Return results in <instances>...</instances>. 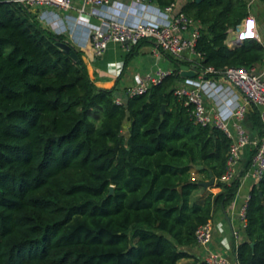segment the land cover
<instances>
[{
    "label": "trees",
    "instance_id": "obj_1",
    "mask_svg": "<svg viewBox=\"0 0 264 264\" xmlns=\"http://www.w3.org/2000/svg\"><path fill=\"white\" fill-rule=\"evenodd\" d=\"M250 9L249 0H186L202 66L263 60L264 42L227 44ZM62 41L33 12L0 2V264H207L189 249L196 230L234 199L248 168L219 180L231 141L196 124L175 94L187 63L173 60L171 74L120 105L114 88L91 78L84 51L77 62ZM247 115L260 139L259 111L250 105ZM211 173L212 191L192 200ZM245 230L240 264H264V175L250 190Z\"/></svg>",
    "mask_w": 264,
    "mask_h": 264
},
{
    "label": "built area",
    "instance_id": "obj_2",
    "mask_svg": "<svg viewBox=\"0 0 264 264\" xmlns=\"http://www.w3.org/2000/svg\"><path fill=\"white\" fill-rule=\"evenodd\" d=\"M6 1L35 13L48 29L66 36V41L76 49L85 50L90 44L96 57L103 56L110 43H119L131 50L149 40L154 43L156 55L186 62L196 71V76H181L183 79L175 94L191 108L196 124L216 127L231 141L226 171L219 180L230 184L237 178L243 151L248 146H252L255 152L245 176L256 183L261 180L264 175V136L253 138L246 121L249 107L254 105L264 124V58L249 67L216 69L202 66V55L196 51L200 23L183 12L176 2L161 7L155 0H81L80 4H75V0ZM73 10L78 15H74ZM93 18L98 22H92ZM233 36H236L235 40ZM246 39L263 42L253 15L245 17L237 29L229 30L227 44L235 47ZM171 73L172 70L158 68L116 95V103L122 105L128 98L146 93ZM248 200L249 196L238 211L245 226ZM215 231L212 219L200 225L195 234L196 245L208 246ZM238 235L239 232L235 231L234 236L237 238ZM202 260L207 264H240L237 257L231 262L226 255L215 251H209Z\"/></svg>",
    "mask_w": 264,
    "mask_h": 264
},
{
    "label": "crops",
    "instance_id": "obj_3",
    "mask_svg": "<svg viewBox=\"0 0 264 264\" xmlns=\"http://www.w3.org/2000/svg\"><path fill=\"white\" fill-rule=\"evenodd\" d=\"M80 2L81 0H75V4H80ZM185 2L186 0H176L180 8ZM249 2L251 5L249 15H253L256 18L259 25V34L264 42V2L259 0H249ZM155 3H157L156 0ZM73 14L78 15L76 10H73ZM91 21L98 22V19L93 18ZM153 49L154 43L149 40L141 42L131 50L126 49L122 44L110 43L105 54L101 57H96L91 45L88 44L86 49L83 50V58L95 83L102 87L114 88L115 94L120 95L128 87L135 85L140 79L152 74L158 68L175 70L173 59L166 55H156ZM127 128H129V124ZM253 155L254 148L252 146L244 149L240 161L239 174L243 173L246 168L248 170L251 168ZM195 175L200 176L198 173ZM255 183L252 178H246L245 174L241 177V186L234 199L225 205H220L215 210L212 221L216 231L212 242L206 247L198 245L190 247L189 249L193 255L202 260L209 251H215L224 255L233 254L234 258L237 257L236 250L238 245L247 239L246 226L240 221L238 211L248 198L250 190ZM209 190L212 191L211 188L197 190L199 191L197 198L205 195ZM213 192L216 193L218 191L214 189ZM235 231L239 232L237 238L234 236ZM189 261V259H184L180 264Z\"/></svg>",
    "mask_w": 264,
    "mask_h": 264
},
{
    "label": "water",
    "instance_id": "obj_4",
    "mask_svg": "<svg viewBox=\"0 0 264 264\" xmlns=\"http://www.w3.org/2000/svg\"><path fill=\"white\" fill-rule=\"evenodd\" d=\"M198 1H201V0H198ZM233 39L235 40L236 36H233ZM58 45L61 47V49H63L66 53H68L75 61L80 62L77 49L73 45H71L67 41L58 42ZM181 76L182 77H195L196 71L190 69L189 66L187 65H182L181 66ZM125 122L126 123L128 122V117L126 118ZM197 168L202 169L203 166H198ZM201 184L206 189L212 188L216 184V178L213 175V173L210 174V180L202 182Z\"/></svg>",
    "mask_w": 264,
    "mask_h": 264
},
{
    "label": "rangeland",
    "instance_id": "obj_5",
    "mask_svg": "<svg viewBox=\"0 0 264 264\" xmlns=\"http://www.w3.org/2000/svg\"><path fill=\"white\" fill-rule=\"evenodd\" d=\"M35 14V13H34ZM42 23V25L44 26V27H46V25L43 23V22H41ZM46 28H48V27H46ZM51 30V29H50ZM52 31V30H51ZM247 127H248V129H249V131L251 132V133H253L254 134V132L252 131V128L250 127V125H249V123H247ZM196 173L193 171L192 172V175L195 177H198L197 175H195ZM200 177V176H199ZM198 192L199 191H196L194 194H193V196H192V200H195L196 198H197V194H198ZM226 256H227V258L231 261V262H234V260H235V258H234V255L233 254H226Z\"/></svg>",
    "mask_w": 264,
    "mask_h": 264
}]
</instances>
